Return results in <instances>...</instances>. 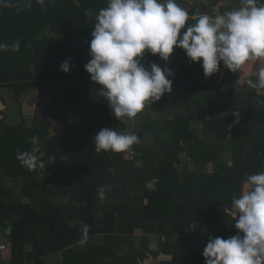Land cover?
Instances as JSON below:
<instances>
[{
  "label": "trees",
  "instance_id": "trees-1",
  "mask_svg": "<svg viewBox=\"0 0 264 264\" xmlns=\"http://www.w3.org/2000/svg\"><path fill=\"white\" fill-rule=\"evenodd\" d=\"M107 2L31 0L26 7L25 0H10L12 6H0V43H20L18 52H0V90L12 101L36 91L49 115L28 127L19 109L18 122L10 123L8 114L3 126L10 104L0 95V238L9 248L3 264H35L55 254L61 264H205L202 252L214 232L224 239L237 234L224 209L248 176L264 172V91L234 87L193 91L182 102L174 90L165 93L148 101V110L169 121L167 135L146 115L135 135L151 137L152 144L138 142L131 153L96 151L101 128L128 130L84 69L95 17ZM193 3L185 28L196 22L199 4ZM66 59L68 73L60 70ZM169 61L177 72L169 77L174 87L179 74L184 81L204 76L202 61L191 62L178 47L167 61L148 52L141 59L145 68ZM70 115L81 120L69 123ZM54 123L62 125L57 135L50 133ZM33 136L46 168L30 171L16 156L31 150ZM82 223L90 226L83 245ZM138 231L159 236L158 250L135 247Z\"/></svg>",
  "mask_w": 264,
  "mask_h": 264
},
{
  "label": "clouds",
  "instance_id": "clouds-1",
  "mask_svg": "<svg viewBox=\"0 0 264 264\" xmlns=\"http://www.w3.org/2000/svg\"><path fill=\"white\" fill-rule=\"evenodd\" d=\"M36 3L43 5L45 0ZM0 6L12 5L10 0H0ZM25 6L30 7L31 0H25ZM189 19L188 12L176 0H108L107 6L99 10L91 31V58L84 69L91 81L100 86V96L117 119H132L146 101H158L171 92V71L155 63L145 68L141 59L146 52L167 61L174 47L181 48L191 62L202 61L205 78L217 73L221 62L236 72L247 61L264 59L261 0H240L238 8L215 17L199 14L192 17L196 22L185 28ZM8 50L18 52L19 41L11 45L0 43V52ZM70 66L66 59L60 70L68 73ZM248 84L264 89V68L258 79L249 80ZM94 138L97 152L131 153L132 146L139 142L134 133L114 128H101ZM39 143V138L33 136L30 151H17L16 159L30 171L46 168ZM98 195L104 198V187L98 189ZM224 211L235 221L237 234L209 241L202 252L205 264H264V172L248 176L241 195L234 196L232 207ZM89 228L81 224V245L88 240Z\"/></svg>",
  "mask_w": 264,
  "mask_h": 264
},
{
  "label": "crops",
  "instance_id": "crops-1",
  "mask_svg": "<svg viewBox=\"0 0 264 264\" xmlns=\"http://www.w3.org/2000/svg\"><path fill=\"white\" fill-rule=\"evenodd\" d=\"M197 4H199L198 7V13H197V17L199 14H210L211 11H213L214 16H216V14H222L226 11H230L233 9H236L240 6V0H235V1H231V0H225L223 1H219L217 3L215 2H210L207 0H194ZM176 2L178 3V5H183L186 8H191L192 7V2H190L189 0H176ZM262 3H264V0H261ZM201 4H203L201 6ZM168 68H173V65L171 64V62H169V67ZM167 68V69H168ZM261 68H264V59H257V60H253V61H247L244 65H242L237 71H239V73L236 72H232L229 71L227 68H225L223 66V63L221 62V64L219 65V71L215 74H218L219 76H221L222 80L221 81H217L215 84L212 85V89L211 88H207V90H215L213 89L214 85L217 86L218 88H216L217 90H232L233 87L235 88V90H251V91H257V92H261L264 91V89L261 88H252L249 86L248 81H256L258 79V75L259 72L261 70ZM163 69V68H162ZM172 75L174 73V69H172ZM198 74V73H197ZM200 76L198 75L197 79ZM203 81L206 82L205 76H202ZM169 78V77H168ZM209 78V77H208ZM235 78L238 89L235 85H232L231 83V79ZM195 80V81H196ZM202 80H200V82L198 84H204ZM171 87H174V85L172 84ZM175 88V87H174ZM172 89V88H171ZM204 90L203 87L200 88V91ZM206 90V89H205ZM195 91V90H193ZM192 91V92H193ZM199 91V90H196ZM191 92V94H192ZM190 92H188L187 90H178L175 93L176 99L178 102H182L185 99H188V97ZM165 97L162 96V98ZM146 106L148 105V101H146ZM143 113L139 112L137 115H140L141 118L144 119V117L146 115H151L152 118H159L160 120L159 125H160V131L162 129V131H164V136L167 135V132L165 131L168 128V122L167 119L165 117H163L162 115H158V114H153L151 113L148 108L146 111L142 110ZM136 115V117H137ZM158 116V117H157ZM123 119H127V117H123ZM127 123V121H125ZM129 130V128H128ZM127 130V132H128ZM126 132V131H125ZM199 137H202V133H198L197 134ZM149 139H151V137H148ZM143 142L145 144H152L150 142H147V137L146 139L144 138ZM136 166H140V162H136L135 164ZM203 171L207 172V171H211V165L210 164H203ZM244 187V185H243ZM243 190V188H242ZM212 239L216 238V237H220L224 239V234L219 233V232H214L213 235L211 236ZM134 246L137 248H143L146 250H150V251H156L158 250V245H159V236L151 233V232H140L138 231L137 233L134 234ZM210 241V238H209ZM192 249L195 252L200 253L201 252V247L199 245H193ZM58 258V261L55 264H61V254H55V255H50L48 257H46L45 259L48 260L49 258ZM151 261L149 260H145L144 264H150Z\"/></svg>",
  "mask_w": 264,
  "mask_h": 264
},
{
  "label": "rangeland",
  "instance_id": "rangeland-1",
  "mask_svg": "<svg viewBox=\"0 0 264 264\" xmlns=\"http://www.w3.org/2000/svg\"><path fill=\"white\" fill-rule=\"evenodd\" d=\"M191 2H192V4H194L193 2H195V1L191 0ZM179 6H181L187 12L189 11V8H186L183 5H179ZM211 12L212 13H210L209 15L213 17L214 16L213 11H211ZM169 62L164 64L163 69H167L169 67ZM172 65H173V68H168V69L171 72H172V69H174L173 75H175V74H177V72L175 71V65L174 64H172ZM193 71L194 70H192V72ZM237 72L239 73V71H237ZM179 76H180V74H179ZM179 76H177V78L181 80V83L179 84V86H175V88L171 87L172 88L171 91L174 90L176 92L178 90H181V91L182 90H187L188 92H192L193 90H195V91L196 90H200L201 87H203L204 90L205 89L207 90V88H211L212 89V85L213 84H215L217 81H221L222 80L221 76H219L218 74L211 75L209 78L206 79V82L203 81V79H202L203 77L202 76H200L198 78V80H196V81L195 80L184 81L182 79V76H180V77ZM200 80H202L204 82L203 85L202 84H198L200 82ZM232 85H233V83H232ZM216 88H218V87L214 85L213 89L217 90ZM0 95H2L4 97V99L6 100V102L8 104L12 103V98L9 97L8 95H6V93L3 90H0ZM29 96L33 98V100L31 101L30 104H28L26 101H23L18 107H14V108L11 109V111H10V113L8 115V121L10 123L15 124V123L18 122V120H19V114H18L19 109L25 111L23 113V115H24V118L26 119V123H27L28 127L41 126L45 122V120L49 118L48 117L49 115L47 113H45V112H42L41 109L39 108L43 101H41V99H39L37 97L36 91H32ZM145 104H146V102H145ZM30 105H31V107H30ZM147 108H149V102H148L147 106L144 105V108L142 110L146 111ZM141 113H143V111H141ZM69 118H70L69 119V123H77V122H79L81 120L80 116H76V115H70ZM127 119L128 120L122 118L123 121H127V125H128V128H129L128 132L136 134L142 128L144 119H142L140 117V115H137V117L135 116L132 119H129V118H127ZM157 120L159 121L160 119L157 118ZM61 129H62L61 123L51 124V128H50L51 132L50 133L52 135H57L60 132ZM144 138L146 139V137H144ZM144 138L142 137L141 139H139V143H141V142L143 143ZM151 141H152V139H149L147 137V142L151 143ZM14 193L17 194V192H14ZM7 256H8V254H5V256H3V260L6 259ZM45 258H42V259H39V260H35L36 261L35 264H38V263H40V264H55L58 261L57 257H56V259L55 258H49L48 260H46Z\"/></svg>",
  "mask_w": 264,
  "mask_h": 264
},
{
  "label": "water",
  "instance_id": "water-1",
  "mask_svg": "<svg viewBox=\"0 0 264 264\" xmlns=\"http://www.w3.org/2000/svg\"><path fill=\"white\" fill-rule=\"evenodd\" d=\"M231 82L238 89V86H237V83H236L235 78L231 79ZM32 100H33V98L30 97V96H21V97H18V98H14L13 101H12V103L9 106H7V108H6V111H5L4 116H3V123H2V125L3 126L5 125V118L9 114V112L11 111L12 108H14L16 106H19L23 101H27V102L31 103ZM211 240H212V237H210V241Z\"/></svg>",
  "mask_w": 264,
  "mask_h": 264
},
{
  "label": "built area",
  "instance_id": "built-area-1",
  "mask_svg": "<svg viewBox=\"0 0 264 264\" xmlns=\"http://www.w3.org/2000/svg\"><path fill=\"white\" fill-rule=\"evenodd\" d=\"M8 252V244L4 242L2 238H0V264H3V256H5V254H8Z\"/></svg>",
  "mask_w": 264,
  "mask_h": 264
}]
</instances>
